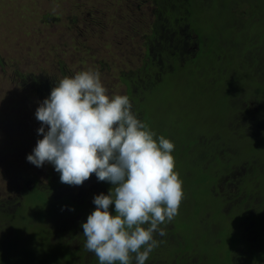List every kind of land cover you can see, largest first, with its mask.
<instances>
[{
	"label": "trees",
	"instance_id": "16d2710c",
	"mask_svg": "<svg viewBox=\"0 0 264 264\" xmlns=\"http://www.w3.org/2000/svg\"><path fill=\"white\" fill-rule=\"evenodd\" d=\"M200 1L208 5L211 2ZM192 2L154 0L155 18L147 37L143 64L120 74L137 118L156 134L157 142L163 136L174 144L171 153L174 171L179 174L184 193L177 215L164 223L173 233L180 234L181 242L174 238L179 247H173L170 237L158 236L157 241L162 243L145 264H168L161 254L167 246L174 248L169 252V264H264V40L254 41L257 33H250L247 27L249 59L240 52L238 56L232 55L234 62L230 55L227 58L231 62H223L213 48L216 33L193 28ZM214 3L227 10L245 4L243 0H214ZM259 3L264 11V0ZM250 9L253 19V6ZM208 15L210 10H205L204 16ZM191 33L197 36V42L200 40V47L187 48L191 46L188 38ZM250 43L254 46H248ZM255 47L257 51L250 50ZM217 61L221 64L217 65ZM16 77L23 87L45 98L60 81L45 72L17 71ZM245 83L246 94L242 92ZM245 152L246 158L239 165L228 163L232 154L240 156ZM216 153L223 160L221 170L211 165ZM209 174L212 179L208 178ZM60 185L67 184L49 180L45 185L38 179H28L20 197L0 200V228L4 220L9 221L0 229V253L6 252L7 245L20 243L15 239L13 222L27 212L31 230L45 232L53 242L68 241L64 245L68 250L63 253L73 256L71 264L83 261L86 253V264H99L97 256L85 249L83 229L78 228L77 222L67 226L70 221L66 216L70 218L77 212L89 215L94 210L80 192L83 185L98 186L106 195L112 185L98 181L92 174L80 186L68 185L70 189H78V197L74 199L69 194H58ZM25 195L32 199L28 210H25ZM43 196H52L50 205ZM111 206L110 212L114 213ZM235 211L241 221L236 219ZM181 217L187 224H180ZM21 234L28 232L21 229ZM34 234L38 240V233ZM190 236L196 240L189 241ZM28 241L37 244L31 237ZM73 241L77 242L75 248ZM130 255L131 264H136L135 254ZM180 256L184 258L180 260ZM29 261L30 254L26 253L23 264Z\"/></svg>",
	"mask_w": 264,
	"mask_h": 264
},
{
	"label": "rangeland",
	"instance_id": "374dc122",
	"mask_svg": "<svg viewBox=\"0 0 264 264\" xmlns=\"http://www.w3.org/2000/svg\"><path fill=\"white\" fill-rule=\"evenodd\" d=\"M210 1L209 5L202 4L200 0L190 3L191 15L195 18L193 28L216 33L213 48L221 60L230 54L229 58L234 62L232 55L238 56L240 52L248 60L246 28L251 30L250 33H257L258 38L254 36V41L264 40V11L259 0H243L245 4L235 10L224 9L216 6L214 0ZM210 3L214 5L211 7ZM250 5L254 9L253 19L250 18ZM205 10H210L211 16H204ZM155 11L154 0H0V200L20 197V191L28 179H38L45 185L49 180L60 181V174L54 170L53 165L45 163L42 167H36L26 160L37 140L43 138L36 131L41 122L36 119L35 111L45 97L23 87L16 72H45L61 80L64 77L72 78L80 71L98 70L109 97L126 95V86L121 81L120 74L135 70L143 64ZM246 19L252 22H246ZM178 33L183 34L181 31ZM188 38L191 46L197 44L194 33ZM248 46H254V43ZM250 50L257 51L258 47ZM230 60L227 61L231 62ZM216 63L219 65L221 61ZM225 79L226 77L222 79V84ZM244 86L242 92L245 93L246 83ZM45 130L47 131V126ZM218 145L217 143L216 146ZM245 158L246 152L240 156L232 154L227 161L239 165ZM222 163L219 154H214L211 165L221 170L224 168ZM208 178H211L210 174ZM82 187L80 192L85 194L90 208L95 209L93 198L101 190L98 186ZM57 192L60 195L69 194L72 199L77 198L79 193L78 189H70L68 185H60ZM47 197L43 196V199L47 203L51 202L52 196ZM27 198L25 195V210L32 203V199ZM85 212L90 213L88 210ZM223 214L224 212L220 217ZM234 215L239 221L240 214L235 211ZM87 216L79 212L70 218L66 216L70 221L67 226L77 222L78 228H82L81 224L86 222ZM29 217L30 214L23 212L13 222L16 235L13 232L12 237L15 235L20 243L6 246V252L0 253V264H23L26 253L30 254L28 264H71L73 256L63 253L68 250L64 246L68 241L53 242L47 239L45 232L31 230ZM182 219L181 217L180 224H187ZM8 223V220H4L2 226L5 228ZM2 226L0 229H3ZM159 227L174 242L173 247H179L174 238L180 239V234L173 233L168 224ZM21 229L27 230L37 244L28 241L30 237L23 236ZM66 232L67 230L64 233ZM34 233H38V240ZM158 236L155 235L156 240L161 237ZM187 238L191 242L196 240L192 236ZM76 246L77 242L73 241L72 248ZM174 248L167 246L165 251L162 249L161 254L168 264L169 252ZM153 252L154 250L149 257L153 256ZM182 257L180 256V260ZM87 262L88 253L79 263Z\"/></svg>",
	"mask_w": 264,
	"mask_h": 264
},
{
	"label": "clouds",
	"instance_id": "9594fccd",
	"mask_svg": "<svg viewBox=\"0 0 264 264\" xmlns=\"http://www.w3.org/2000/svg\"><path fill=\"white\" fill-rule=\"evenodd\" d=\"M35 117L43 138L26 156L29 163L53 165L60 182L70 186L92 174L112 185L107 195L94 196L96 207L81 224L85 249L99 264H131L130 254L136 264H145L162 243L155 235H166L159 225L172 221L184 196L174 171V144L163 136L154 139L128 96L109 97L98 70L62 78Z\"/></svg>",
	"mask_w": 264,
	"mask_h": 264
},
{
	"label": "flooded vegetation",
	"instance_id": "af4514ba",
	"mask_svg": "<svg viewBox=\"0 0 264 264\" xmlns=\"http://www.w3.org/2000/svg\"><path fill=\"white\" fill-rule=\"evenodd\" d=\"M205 43H206V41H205ZM200 45H201V43H200V40H198V42H197V44H194V45H192V46H188L187 48H193V49H195V48H198V47H200ZM203 47H204V45H202ZM196 50H199V49H196ZM228 55H230V54H228ZM229 58H227V55L225 56V58H224V60H228ZM223 60V62H225Z\"/></svg>",
	"mask_w": 264,
	"mask_h": 264
}]
</instances>
